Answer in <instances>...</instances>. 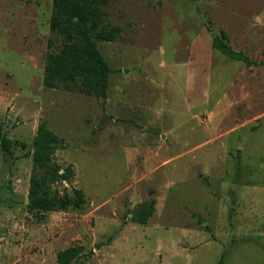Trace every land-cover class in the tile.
Here are the masks:
<instances>
[{"label":"rangeland","instance_id":"rangeland-1","mask_svg":"<svg viewBox=\"0 0 264 264\" xmlns=\"http://www.w3.org/2000/svg\"><path fill=\"white\" fill-rule=\"evenodd\" d=\"M108 96L49 89L53 0H0V264H264V0H109ZM230 45L259 65L212 47ZM74 168L66 212L30 209L38 126ZM11 144L2 147V138ZM154 200L146 224L131 212Z\"/></svg>","mask_w":264,"mask_h":264},{"label":"trees","instance_id":"trees-1","mask_svg":"<svg viewBox=\"0 0 264 264\" xmlns=\"http://www.w3.org/2000/svg\"><path fill=\"white\" fill-rule=\"evenodd\" d=\"M109 0H53L50 27L59 35L62 44L58 51L47 55L43 83L49 89L78 91L87 96L102 99L105 103L110 76L114 70L100 52L98 42H113L120 32L108 21ZM194 2L195 0H189ZM226 31L213 36L212 47L227 58L247 66L259 65L242 51L229 43ZM2 147L11 149L7 138ZM65 141L41 122L34 140L33 169L30 177L29 208L40 213L66 212L81 208L85 196L81 189L73 188L72 194L60 195L55 184L73 181L75 172L71 165L63 166L55 159L58 149H65ZM155 202L149 200L131 212L132 220L146 224L154 214ZM85 255L83 246H72L57 253L56 264H77ZM223 258L217 263L222 264Z\"/></svg>","mask_w":264,"mask_h":264},{"label":"water","instance_id":"water-1","mask_svg":"<svg viewBox=\"0 0 264 264\" xmlns=\"http://www.w3.org/2000/svg\"><path fill=\"white\" fill-rule=\"evenodd\" d=\"M33 157H34V156H33ZM33 157H32V158H33Z\"/></svg>","mask_w":264,"mask_h":264}]
</instances>
